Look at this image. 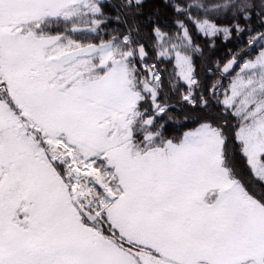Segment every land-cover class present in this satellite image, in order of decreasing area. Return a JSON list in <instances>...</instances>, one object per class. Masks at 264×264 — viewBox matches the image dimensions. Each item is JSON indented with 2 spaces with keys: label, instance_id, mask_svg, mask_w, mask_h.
Wrapping results in <instances>:
<instances>
[{
  "label": "snow or ice",
  "instance_id": "snow-or-ice-1",
  "mask_svg": "<svg viewBox=\"0 0 264 264\" xmlns=\"http://www.w3.org/2000/svg\"><path fill=\"white\" fill-rule=\"evenodd\" d=\"M0 264H264V0H0Z\"/></svg>",
  "mask_w": 264,
  "mask_h": 264
}]
</instances>
